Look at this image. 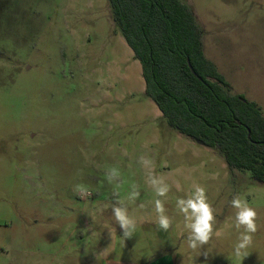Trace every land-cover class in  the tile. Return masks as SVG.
<instances>
[{
  "label": "rangeland",
  "instance_id": "1",
  "mask_svg": "<svg viewBox=\"0 0 264 264\" xmlns=\"http://www.w3.org/2000/svg\"><path fill=\"white\" fill-rule=\"evenodd\" d=\"M183 1L205 57L264 115V0ZM153 174L170 186L159 197L167 231ZM194 184L215 216L209 242L195 250L176 205ZM235 196L257 212L245 258L235 256L244 232ZM112 206L127 210L130 238ZM0 264H264V184L169 127L108 0H0Z\"/></svg>",
  "mask_w": 264,
  "mask_h": 264
},
{
  "label": "trees",
  "instance_id": "2",
  "mask_svg": "<svg viewBox=\"0 0 264 264\" xmlns=\"http://www.w3.org/2000/svg\"><path fill=\"white\" fill-rule=\"evenodd\" d=\"M108 2L115 27L141 65L145 94L169 127L264 184L262 110L233 94L205 57L192 9L183 0Z\"/></svg>",
  "mask_w": 264,
  "mask_h": 264
},
{
  "label": "clouds",
  "instance_id": "3",
  "mask_svg": "<svg viewBox=\"0 0 264 264\" xmlns=\"http://www.w3.org/2000/svg\"><path fill=\"white\" fill-rule=\"evenodd\" d=\"M140 160L144 164H150L151 161L144 156L140 157ZM119 172L116 168L111 169L110 174L106 176L109 183L112 182L114 177H117ZM153 187L157 199L154 201L155 212L158 214V227L167 231L170 227L171 221L169 216L165 215L164 201L159 197H166L170 191V186L162 179L157 178L154 174L149 181ZM135 188V186H133ZM76 191L80 194L91 193L83 186L77 185ZM139 196V192L133 190L130 194V198L135 199ZM122 203V201H117ZM176 205L179 211L184 213L185 220L190 221L187 227L190 229V235L188 237V247L195 250L200 246L207 244L213 233V223L215 216L213 214V208L208 203L206 196V190L204 187L194 184V192L187 199L178 198ZM231 206L236 209V226L244 227V232L238 238L239 242L235 245V256L237 258H245L248 256L246 250L252 243V235L257 231V212L254 208L250 207L246 200H242L239 196L233 197L231 200ZM115 219L122 229H124L123 237L130 238L131 233L127 231L130 223H133L129 219L126 209L112 206ZM243 250V251H242Z\"/></svg>",
  "mask_w": 264,
  "mask_h": 264
},
{
  "label": "crops",
  "instance_id": "4",
  "mask_svg": "<svg viewBox=\"0 0 264 264\" xmlns=\"http://www.w3.org/2000/svg\"><path fill=\"white\" fill-rule=\"evenodd\" d=\"M185 2V1H184ZM109 3V2H108ZM109 8H110V5H109ZM110 13H111V8H110ZM111 18H112V13H111ZM112 22H113V19H112ZM114 23V22H113ZM115 25V24H114ZM116 28V27H115ZM119 33L121 36H122V34L117 30V28H116V33ZM122 38L124 39V41H125V38L122 36ZM125 43H126V41H125ZM126 45H127V43H126ZM128 46V45H127ZM129 47V46H128ZM132 51V50H131ZM203 51H204V44H203ZM132 53H133V51H132ZM133 57H134V54H133ZM159 113H160V115L162 116V113L159 111Z\"/></svg>",
  "mask_w": 264,
  "mask_h": 264
},
{
  "label": "water",
  "instance_id": "5",
  "mask_svg": "<svg viewBox=\"0 0 264 264\" xmlns=\"http://www.w3.org/2000/svg\"><path fill=\"white\" fill-rule=\"evenodd\" d=\"M189 67H190L192 73H193L195 76H197V75L195 74V72L193 71L192 67H191L190 65H189Z\"/></svg>",
  "mask_w": 264,
  "mask_h": 264
}]
</instances>
